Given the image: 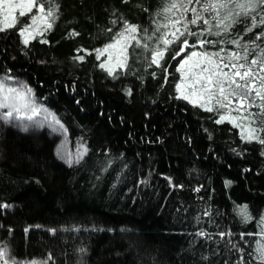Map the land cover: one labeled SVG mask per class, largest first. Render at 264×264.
Wrapping results in <instances>:
<instances>
[{
	"label": "trees",
	"instance_id": "trees-1",
	"mask_svg": "<svg viewBox=\"0 0 264 264\" xmlns=\"http://www.w3.org/2000/svg\"><path fill=\"white\" fill-rule=\"evenodd\" d=\"M167 2L57 0L52 28L34 32L27 45L19 31L20 10L7 20L16 26L0 31V75L25 80L70 139L87 149L66 163L56 155L58 139L47 131H22L0 121V205L8 206L0 207V239L14 258L39 264H238L243 255L245 264H260L255 249L257 241L264 243L256 235L264 216V145L242 139L229 120L217 123L223 110L209 112L178 98L177 67L185 54L172 56L179 42L161 67L149 66L157 46L155 37L146 39L153 21L163 25L165 15L179 16L162 13ZM123 20L139 26L137 36L149 48L133 42L128 67L109 61V75L100 67L108 54L98 60L94 50L111 42ZM246 26L241 19L230 34L202 38L243 36V44L262 30L245 35ZM202 27L189 25L193 31ZM257 44L264 48V38ZM221 47L225 56L244 54L228 43L187 51ZM112 51L115 60L118 51ZM242 205L252 217L248 222L238 215Z\"/></svg>",
	"mask_w": 264,
	"mask_h": 264
},
{
	"label": "snow or ice",
	"instance_id": "snow-or-ice-1",
	"mask_svg": "<svg viewBox=\"0 0 264 264\" xmlns=\"http://www.w3.org/2000/svg\"><path fill=\"white\" fill-rule=\"evenodd\" d=\"M46 2L47 8L41 0H19V2H16V0H0V12L6 13L4 17L5 24L0 27V31L16 26L15 20L11 23H7V20L8 16L18 8L20 17H29V23L22 25L19 29L20 35L24 37L23 43L27 45L29 43L28 37L35 38L33 30L38 20L44 22L45 30H47L52 28V21L57 18L59 12L57 0H46ZM192 5H199V8ZM34 9L36 10L35 13L33 12ZM177 11L179 16L175 19L165 15L164 18L168 22L163 25L153 21L156 27L151 35H146V39L152 40L155 37L157 46L151 48L149 66L154 64L161 67V61L164 60L165 53L179 42V50L172 56V59H176L182 53L185 54L177 67V72L181 73V83L176 85L177 90L180 92L178 98L190 100L194 105L198 104V106L204 107L209 112L216 111L219 114L221 110H224L227 114L220 115L217 123L229 120L241 129L242 139L248 142L258 141L261 145H264V138H261L260 135L261 132H264V48L257 44V41L264 38V0H168L167 5L162 9V13H173V15ZM189 12L192 14L191 18L187 16ZM205 13L209 14L208 17L204 15ZM241 19L248 21V26L243 30L245 35L254 32L257 28L262 29L255 33L254 40L242 44L243 36L231 38L227 41L202 38L205 33L216 37H220L222 33L230 34L233 25L239 23ZM112 23L115 24L116 21L113 20ZM201 24L205 27H202L199 31H193L189 28V25L199 26ZM161 27L167 31L161 32ZM213 28L216 31H213ZM108 31L111 32V29H108ZM143 31L145 34L148 32L147 29ZM138 32H140L138 25L123 20L122 29L110 38L111 42L105 44L103 48L94 50L98 60L105 53L108 54L107 60L102 62L100 67L107 70L109 75H112L114 71L112 67L108 66V62L113 59L111 50H119L118 55L115 57L116 67L122 69L128 67V50L133 42L136 47L148 50L149 45L142 43L137 36ZM72 35H79V33H73ZM188 37H195L196 42L189 44ZM224 43L242 48L244 54L240 55L238 52L232 51L223 56L221 53L226 52L223 47L214 52L207 50L187 51L188 48L195 49L197 45L203 49L205 45L215 46ZM249 45H251V50L259 49L258 54L251 51ZM250 51L253 58L249 61ZM133 52H135V48H133ZM76 58L79 60L84 59L83 56ZM241 60L244 63H239ZM165 71L167 70L165 69ZM8 82L16 83L19 87H10ZM128 91L130 95L131 90ZM31 92L32 89L28 88L23 82L14 80L10 76L0 77V109H7V111H0V120L9 123L17 122L18 124H23L24 120H31L32 117L27 113L30 111L35 114L37 111L29 96ZM186 92L187 94H185ZM190 97L196 99L191 100ZM257 99L260 103L256 102ZM253 108L257 111H251ZM233 112L241 115L233 117ZM53 119L55 123H60L55 116H53ZM61 127L63 126L61 125ZM23 130H27V125H23ZM84 151L86 152L87 149H84ZM229 183L226 182V184ZM0 207L8 206L0 205ZM237 210L238 215L241 216L244 222L252 219L247 205L237 206ZM259 226L260 231L256 235L264 237V216H261ZM198 234L204 235L203 232ZM220 235L223 237L231 235V233H220ZM241 238H243V234H241ZM232 247L241 253L243 252V249L237 248L235 244ZM80 251L84 252L85 249H80ZM255 251L260 264H264V243L257 241ZM6 257H8L7 247H0V264H10V261L11 264H20V262ZM48 259H51L50 255ZM30 264H38V262L32 261ZM40 264H47V260L40 262ZM238 264H245L243 255H241Z\"/></svg>",
	"mask_w": 264,
	"mask_h": 264
},
{
	"label": "rangeland",
	"instance_id": "rangeland-1",
	"mask_svg": "<svg viewBox=\"0 0 264 264\" xmlns=\"http://www.w3.org/2000/svg\"><path fill=\"white\" fill-rule=\"evenodd\" d=\"M16 2H19V0H16ZM15 10H19V9L17 8ZM15 10L13 11V13L10 16H8V18L12 19L14 17ZM35 12H36V10H35ZM0 13H2V12H0ZM5 15H6V13L3 14V17H5ZM188 15H189V13H187V16ZM26 18H27L26 20H25V17H22V19H21L24 21L23 25L29 23V17L26 16ZM42 30H45V25H43V21L38 20L37 25L35 26V28L33 30V34H34V32H39ZM116 50L119 51L118 49H115V51ZM221 55L225 56L224 53H221ZM239 63H244V62L239 61ZM110 64L112 65V67L116 66V60L112 59V61H110ZM226 71H227V69H226ZM5 76L6 75H0V77H5ZM14 80H18L20 82H23V84H25L28 88H31L26 83V81L23 79L14 78ZM179 83H181V78H180L178 84ZM8 86L19 87L18 84L13 83V82H8ZM29 96L31 97L32 102L34 103V105L37 109L35 114H33L30 111L27 113V115L32 117V119L31 120H24L23 124H18L17 122H11V123L7 122V123H9L10 125L16 127L17 129H20L22 131H25V130H23V125H27L26 131H29V132L47 131L49 133V135L56 137L58 139V143H57V147H56V155L60 160L66 162V163H72V162L78 160L79 158H81L85 154L84 153L85 152L84 149H86L85 145L80 140L72 141L70 139L68 131L66 130L64 125L55 116V114L52 112V110H50L48 107H46L41 101H39L35 97L33 90L29 94ZM190 98L195 99V97H190ZM0 111H7V109H0ZM223 113L227 114L225 112H223ZM232 115L235 117L238 116L237 112H233ZM53 116H55L56 120H59V122H60L59 124L55 123ZM0 121H4V120H0ZM61 125L63 127H61ZM81 153H82V155H81ZM3 246L7 247L5 242L0 239V247H3ZM7 249H8V257H6V258L10 257L12 260L20 262V264H30V263L20 261V260L14 258V256L12 255V253L8 247H7ZM36 262H38V261H36ZM10 264H11V261H10Z\"/></svg>",
	"mask_w": 264,
	"mask_h": 264
}]
</instances>
